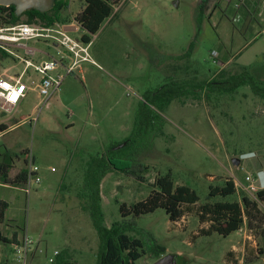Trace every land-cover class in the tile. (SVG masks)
Segmentation results:
<instances>
[{
  "label": "rangeland",
  "instance_id": "obj_1",
  "mask_svg": "<svg viewBox=\"0 0 264 264\" xmlns=\"http://www.w3.org/2000/svg\"><path fill=\"white\" fill-rule=\"evenodd\" d=\"M83 5L68 0L65 23L77 25L74 16ZM213 6L211 0H122L89 34L88 60L74 65L45 105L29 91L13 110L0 108V118L12 127L0 136V150L15 161L11 172L29 153L40 176L28 191L0 188L9 202L0 231L32 239L26 264H45L63 249L74 264H96L98 236L84 173L91 157L123 147L125 138L127 147L116 154L123 169L112 167L101 178L100 209L105 225L128 224L129 233L142 240L146 252L137 264L156 259L154 245L175 253L179 264H264V254L257 253L263 241L245 225L226 236L200 234L208 223L193 212L171 221L160 207L138 217L119 211L121 202L145 198L154 179L166 173L175 184L195 189L199 203L219 199L208 196L209 185L227 179L236 187L229 199L243 192L254 197L264 187V99L247 86L233 93L199 90L161 110L149 102L169 79H209L234 62L264 84V0ZM71 29L72 36L87 33ZM143 108L156 117L139 136L134 127ZM233 157L240 159L237 165ZM0 264H20L13 245L0 243Z\"/></svg>",
  "mask_w": 264,
  "mask_h": 264
},
{
  "label": "trees",
  "instance_id": "obj_2",
  "mask_svg": "<svg viewBox=\"0 0 264 264\" xmlns=\"http://www.w3.org/2000/svg\"><path fill=\"white\" fill-rule=\"evenodd\" d=\"M83 7L75 14L74 20L77 25L87 33L81 35L84 42L90 41V35L95 33L101 24L113 13V6L122 0H83ZM68 7V0H54V3L47 11H39L34 8L26 9L20 16L15 14L14 6L0 5V23H15L18 21H38L45 24L55 22L65 23L66 19L62 12ZM215 7V6H214ZM5 52L0 49V57ZM185 55V54H183ZM241 86H247L251 92L261 99H264V84L257 80L255 75L245 66L234 62L230 69L221 68L216 75L207 79H182L171 80L162 83V87L155 94L150 96L149 101L159 110L164 109L173 99L186 95H198L199 90L206 89L208 92L233 93ZM197 91V93L195 92ZM156 112L152 108H143L138 112L135 122L134 133L143 135V132L150 129L155 122ZM147 119H149L148 127ZM7 128V124L0 123V133ZM144 132V133H145ZM107 148L101 154L91 157L87 161L84 173V183L89 198V214L92 224L98 236V249L96 253V264H137L136 261L146 252L142 240L131 235L128 224L113 223L107 226L103 223L100 209L99 186L101 178L113 168L117 167L116 154L127 147ZM13 158L7 150H0V182L19 186L23 188L27 181V168L20 167L13 175H10ZM152 189L148 195L130 204L121 202L119 211L122 217H138L144 213L152 212L156 208H162L171 221L180 219L185 212H193L199 222H207V227H200L199 233L210 234L216 232L226 236L237 231L243 225L259 236L263 245L257 248V253L264 254V187L256 191L255 196L241 193L239 199H229L236 193L233 179H227L222 185H209V197L219 196L217 200H206L199 203V196L195 189L186 184H175L169 173L157 176ZM260 203L263 207L260 206ZM7 201L0 199V221L5 218ZM23 230V225L18 226ZM17 231L10 236L0 231V243L13 245L17 243ZM164 247L156 248L154 245L155 257L164 254ZM48 264H74L68 251H58L52 262Z\"/></svg>",
  "mask_w": 264,
  "mask_h": 264
},
{
  "label": "built area",
  "instance_id": "obj_3",
  "mask_svg": "<svg viewBox=\"0 0 264 264\" xmlns=\"http://www.w3.org/2000/svg\"><path fill=\"white\" fill-rule=\"evenodd\" d=\"M73 26L74 30L79 29L73 23L62 22L45 24L32 20L0 23V49L5 52L0 57L2 110H13L29 91L43 97L41 105H45L74 65L88 60V43L81 36L70 34ZM216 54L215 50L212 51L213 56ZM25 160L27 181L24 188L28 191L31 184L39 183L40 176L33 156L28 153ZM31 247L32 239L24 232L13 246L20 264H26ZM57 252L54 250L45 264L52 262Z\"/></svg>",
  "mask_w": 264,
  "mask_h": 264
},
{
  "label": "water",
  "instance_id": "obj_4",
  "mask_svg": "<svg viewBox=\"0 0 264 264\" xmlns=\"http://www.w3.org/2000/svg\"><path fill=\"white\" fill-rule=\"evenodd\" d=\"M54 0H0V5L9 6L13 5L15 14L20 16L26 9L34 8L39 11H47L52 7ZM122 145H118V148ZM238 157L231 159L232 163L237 165L239 163ZM151 264H179L178 256L175 253H165L156 258Z\"/></svg>",
  "mask_w": 264,
  "mask_h": 264
},
{
  "label": "crops",
  "instance_id": "obj_5",
  "mask_svg": "<svg viewBox=\"0 0 264 264\" xmlns=\"http://www.w3.org/2000/svg\"><path fill=\"white\" fill-rule=\"evenodd\" d=\"M211 1L214 3V6H215L216 4L218 5V3H219L220 0H211ZM214 6H213V7H214ZM228 60H229V59H228ZM226 62H227V61H226ZM1 122L7 124V128H6L3 132L0 133V136H5V135L9 134V132H10L11 129H12V127L7 123L6 119L0 118V123H1ZM2 152H3V151H2ZM14 162H15V161H12V162H11L12 167H11V169H10V175H13V174H14V173L11 172V170H14V167H15ZM23 165H24V161H23ZM15 187H17V186L10 185V184H5V183L0 182V188H15ZM0 190H1V189H0ZM0 199L5 200L4 198H2V194H1V192H0ZM5 201H7V200H5ZM7 203H8V207L6 208V210L9 208V202L7 201Z\"/></svg>",
  "mask_w": 264,
  "mask_h": 264
}]
</instances>
